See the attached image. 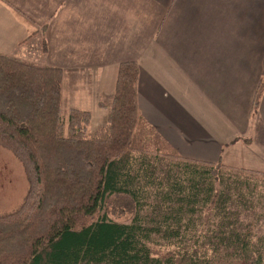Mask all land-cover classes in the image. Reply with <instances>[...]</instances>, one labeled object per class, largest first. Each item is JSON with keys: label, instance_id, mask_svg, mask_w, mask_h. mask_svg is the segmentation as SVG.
I'll return each mask as SVG.
<instances>
[{"label": "trees", "instance_id": "1", "mask_svg": "<svg viewBox=\"0 0 264 264\" xmlns=\"http://www.w3.org/2000/svg\"><path fill=\"white\" fill-rule=\"evenodd\" d=\"M138 73L135 61L118 64L112 99L99 104L105 123L89 132L87 110L62 121L61 68L0 53V147L26 180L0 212V264L264 260L240 218L264 196V175L183 157L158 137L138 106ZM262 92L264 74L254 111Z\"/></svg>", "mask_w": 264, "mask_h": 264}, {"label": "crops", "instance_id": "2", "mask_svg": "<svg viewBox=\"0 0 264 264\" xmlns=\"http://www.w3.org/2000/svg\"><path fill=\"white\" fill-rule=\"evenodd\" d=\"M22 2L0 0V53L28 61L42 32L24 18ZM177 3L62 0L60 9L46 6L53 10L40 14L56 19L44 29L47 61L39 64L61 68L63 79L66 71H86L91 90L80 89L71 108L106 116L105 109L88 106L84 92L100 98L98 105L110 103L118 64L135 61L140 110L180 154L188 152L183 157L264 175V92L252 109L264 74V0ZM237 154L246 161L236 164Z\"/></svg>", "mask_w": 264, "mask_h": 264}, {"label": "rangeland", "instance_id": "3", "mask_svg": "<svg viewBox=\"0 0 264 264\" xmlns=\"http://www.w3.org/2000/svg\"><path fill=\"white\" fill-rule=\"evenodd\" d=\"M22 6L20 8L24 11H22L24 18L27 17L31 20L33 25L37 26L38 32H42V36L44 35V29L51 26V24L55 21L54 16H49L48 14L41 15L40 12L42 9L44 11L51 12L53 7L55 9H60L62 6V0H53V3H51V0H39V3H43L45 6L38 7V4H34L33 0H22ZM27 1V2H25ZM190 1L191 3H194L200 6V0H178V6L181 8L185 5V3H188ZM197 2V3H196ZM33 3V4H32ZM46 6H52L49 7V9L46 8ZM185 7V6H184ZM199 23V22H197ZM43 25V26H42ZM61 29L60 25H57V37L60 39L61 36ZM177 32H184L183 30H177ZM217 32V28L216 31ZM41 34L39 35L40 39L42 38ZM38 39L36 48H32L30 50V58H26L28 61L39 64L44 63L47 61L46 57L41 54V40ZM34 42L33 44H35ZM174 51V50H173ZM192 52V48H191ZM98 71V70H97ZM65 80V81H64ZM93 79L91 78V75H87V72L84 70H69L65 72V78L63 79L62 83V121L66 122L68 117V112L71 109L73 105L79 101V95L78 92L80 89H90L88 86V83L92 82ZM91 90V89H90ZM84 99H88L87 102L88 106H95L96 108H99L97 100L100 98L96 97L95 94L91 93L90 91H85L84 95L82 96ZM73 101L75 103H73ZM95 103V104H94ZM108 105L109 103H104ZM95 108V109H96ZM94 109V110H95ZM87 110V109H86ZM92 116V113H91ZM106 116H102L100 111L93 112V116L91 119V122L88 126L89 132H94L98 127L102 126L105 123ZM149 124L155 125L153 121L149 120ZM151 125V126H152ZM155 129L157 131V136L163 137V134H165V130L160 128L159 126H155ZM188 148V147H186ZM189 149V148H188ZM188 154V152H185V149H181V155ZM239 155H236L235 162L238 164L239 160L246 161V159H238ZM219 163H223L221 160ZM26 189V180L24 176V172L22 169L21 164L19 161L6 149L0 147V212H4L7 210H12L15 205H17L25 192ZM254 200V204H253ZM252 200V208L248 207L247 211H243L241 214V219L246 224L245 228H242L243 230H247L251 232L253 235V241L258 245V253L253 254V257L260 256L261 258H264V196H262V199L259 201L256 199ZM250 208V209H249ZM242 222V223H243ZM221 252V251H219ZM219 255V254H217ZM219 256H216L218 258ZM220 258V257H219ZM259 258V257H258ZM251 261H254V259H251ZM217 264V263H214ZM241 264H250L248 261H243ZM258 264H264V260L259 262Z\"/></svg>", "mask_w": 264, "mask_h": 264}]
</instances>
